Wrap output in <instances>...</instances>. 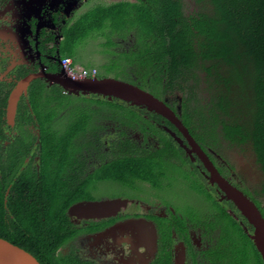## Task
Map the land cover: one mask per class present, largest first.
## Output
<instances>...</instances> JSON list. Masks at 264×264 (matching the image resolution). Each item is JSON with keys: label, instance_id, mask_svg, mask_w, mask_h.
<instances>
[{"label": "flooded vegetation", "instance_id": "1", "mask_svg": "<svg viewBox=\"0 0 264 264\" xmlns=\"http://www.w3.org/2000/svg\"><path fill=\"white\" fill-rule=\"evenodd\" d=\"M142 1L0 0L4 202L12 192L32 205L23 216L38 223L40 237L28 244L41 264H264L253 225L210 181L214 167L264 218L263 174L246 141L195 133L199 104L184 102L192 78L166 81L168 55L155 40H137L133 30L108 36L107 22L84 42L74 40L88 13ZM66 49L74 52L70 65L95 68L88 78L138 86L171 117L65 89L62 81L78 79L60 62ZM29 75L9 119V95Z\"/></svg>", "mask_w": 264, "mask_h": 264}, {"label": "trees", "instance_id": "2", "mask_svg": "<svg viewBox=\"0 0 264 264\" xmlns=\"http://www.w3.org/2000/svg\"><path fill=\"white\" fill-rule=\"evenodd\" d=\"M206 1L212 6L211 13H188L182 0L111 5L101 8L106 13L82 19L79 29H100L103 19L112 14L117 31L133 30L137 40H155L162 46L165 51L160 54L168 55L163 64L169 74L166 81L186 83L192 78L184 102L199 104L193 109L195 133L204 132L211 141L218 135L238 143L246 141L262 171L264 194V0ZM97 14L99 20H93ZM200 72L205 74V95L199 102ZM191 115L189 111L190 121ZM4 192L5 183L0 181V237L41 261L28 244L31 236L40 237L35 231L38 223L23 216L32 205L17 202L12 192L5 203Z\"/></svg>", "mask_w": 264, "mask_h": 264}, {"label": "water", "instance_id": "3", "mask_svg": "<svg viewBox=\"0 0 264 264\" xmlns=\"http://www.w3.org/2000/svg\"><path fill=\"white\" fill-rule=\"evenodd\" d=\"M31 78L32 76L29 75L27 78L20 81L17 88L9 95L7 118L10 119L14 114L20 92L24 86L28 84ZM61 84L69 91L85 90L91 93H102L103 95H109V98L116 97L121 100L130 101L133 104L145 105L150 110H154L166 117H171V112L163 101L129 82L112 78L98 80L87 77L74 80L65 79ZM209 171L210 181L213 183L214 180H216L219 187L225 192V196L234 203V205L240 210V213L253 225L254 229L251 238L264 262V218L259 209L246 195L221 178L214 167H209ZM0 264L41 263L24 248L0 237Z\"/></svg>", "mask_w": 264, "mask_h": 264}, {"label": "rangeland", "instance_id": "4", "mask_svg": "<svg viewBox=\"0 0 264 264\" xmlns=\"http://www.w3.org/2000/svg\"><path fill=\"white\" fill-rule=\"evenodd\" d=\"M182 3L185 6V8H187L186 11L188 13L192 12V11H199V10L204 11L206 13L212 12L211 4L206 0L205 1H203V0H183ZM89 14L90 13H88L85 18L91 17V14L90 15ZM99 16L100 15L97 14V16L93 17V20H99V18H100ZM103 20H104V26L106 25V22H107L108 23L107 24L108 29H110L109 32L108 31L106 32L108 34V36H110V33L113 35V32H118V33L122 34V32L124 33L126 31V29L117 31L116 23L114 22V18L112 16V14L107 15V17ZM95 30L96 29H91L89 27H86L84 29H77L76 35L74 37V40H76V44L84 42L87 38H89L90 33H95ZM103 31H104V29H103ZM91 46L93 47L95 45H91ZM65 51H66L65 53H68L71 55L74 54L73 50H71V49H66ZM90 52L92 54V50H89V52L87 54H89ZM83 59L85 60V62H88V63L92 62V61H96L95 58H93V56L92 57L86 56V58H83ZM75 62L80 63L79 60H77ZM199 77H200V82H199V87H197V97H198V100L200 102L201 100H203V97L205 95V92H204L205 91V89H204L205 84L203 82L204 77H205L204 72H200ZM245 153H249L248 150ZM244 157H245L244 160H247L244 164H246L248 169H252V165H251V161H250L251 157H249L248 154H245Z\"/></svg>", "mask_w": 264, "mask_h": 264}, {"label": "built area", "instance_id": "5", "mask_svg": "<svg viewBox=\"0 0 264 264\" xmlns=\"http://www.w3.org/2000/svg\"><path fill=\"white\" fill-rule=\"evenodd\" d=\"M71 59L68 56H65L62 58L61 64L66 67L67 73L70 76H73L78 79L86 78V77H91L93 76L95 72V68H89V67H84V66H72L70 65Z\"/></svg>", "mask_w": 264, "mask_h": 264}]
</instances>
